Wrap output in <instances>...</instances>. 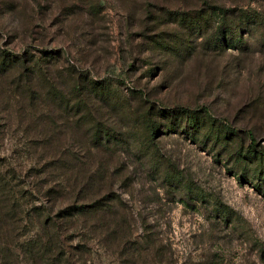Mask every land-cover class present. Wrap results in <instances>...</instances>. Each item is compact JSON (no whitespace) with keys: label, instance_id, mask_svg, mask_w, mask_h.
<instances>
[{"label":"rangeland","instance_id":"1","mask_svg":"<svg viewBox=\"0 0 264 264\" xmlns=\"http://www.w3.org/2000/svg\"><path fill=\"white\" fill-rule=\"evenodd\" d=\"M206 3L264 12V0H0V49L36 58L49 51L60 55L51 70L63 79L72 73L111 83L129 116L105 109L99 119L106 127L126 136L145 113L159 127L141 161L125 151L90 149L87 128L52 101L25 113L0 100V157L22 182L31 186L33 168L47 159L72 169L91 165L103 181L90 195L115 198L81 221L87 229L74 244L93 251L85 264H264V29L245 52L215 51L210 33L204 40L187 35L167 15ZM35 83L24 85L41 90ZM178 108L203 116H179ZM26 116L32 124L22 123ZM194 130L197 141L188 136ZM158 155L154 171L151 158ZM62 174L56 170L54 178ZM167 176L181 181L169 186ZM34 199L32 206L46 204L42 195ZM74 200L59 201L53 211ZM221 207L232 223L222 224Z\"/></svg>","mask_w":264,"mask_h":264},{"label":"trees","instance_id":"2","mask_svg":"<svg viewBox=\"0 0 264 264\" xmlns=\"http://www.w3.org/2000/svg\"><path fill=\"white\" fill-rule=\"evenodd\" d=\"M90 7L92 13H99V7ZM167 15L171 23L179 25L187 35L191 34L204 40L205 34L210 33V42L213 37L212 47L215 51L235 49L245 52L254 37L260 36V30L264 29V12L251 7L227 9L206 3L201 8L169 11ZM41 53L42 56L36 58L29 56L30 52L20 56L0 49V81L5 87L4 92H0L3 98L0 100L7 103L8 110L11 104V107L27 109L25 113H28V110L39 108L43 103L50 105L52 101L65 115L78 119L77 127L87 128L91 138L90 149L111 154L125 151L133 153L141 161H146L150 149L155 147L154 141L159 133V127L152 119V114L139 116L126 136L122 130L119 132L106 127L99 119V113L105 109L118 117L129 116L128 111L120 106L121 100L112 84L108 81L90 80L84 75L80 76L81 74L75 76L72 73H69L71 78L67 81L66 78L63 79L61 71L51 70L56 67L60 55L55 56V53L43 50ZM59 80L61 83H58ZM31 82H36L41 90L37 91L34 86L24 85ZM10 85L15 86L16 90H11ZM41 99L42 103L39 102ZM178 109L179 116H203V112L197 110ZM163 112L166 113L165 110ZM204 112L212 119L207 111ZM170 116V113H167L163 117L166 119ZM33 118L32 115V120ZM32 120L26 116L22 123L25 121L32 124ZM220 122L221 125L229 127L227 121ZM138 126H141L140 130L135 131ZM195 131L188 132V136L197 141L199 138ZM248 137L252 147H255L256 139L253 133L250 132ZM35 146L37 145H31V148ZM47 147L45 144L44 148ZM256 153V150L247 152L248 155ZM160 158L159 155L158 158H151L155 165L154 171L159 167ZM241 158L246 159L244 155ZM10 167L11 165L0 157V264H85L93 251L84 243L74 244L75 238L84 237L83 230L87 229L86 226H81V221L103 212L106 210L105 206L110 207V203L115 201V198L95 200V197L90 195L103 178L92 170L91 165H85L84 169H72L71 163L51 162L47 159L33 168L34 179L31 186H28ZM80 169V174H70ZM56 170L63 171L62 176L54 178ZM84 170H87L86 174H83ZM163 181L170 186L177 184L181 179L167 176ZM259 186L263 189L261 184ZM36 194L42 195L43 202L46 201L42 207L32 206L36 203ZM67 198L75 200L59 211H53L59 201ZM217 213L222 224L232 223L228 211L221 207L217 208ZM114 232L111 231V240L115 239Z\"/></svg>","mask_w":264,"mask_h":264}]
</instances>
